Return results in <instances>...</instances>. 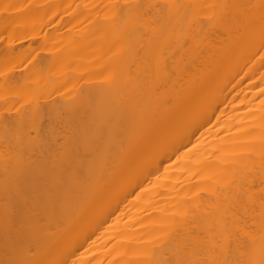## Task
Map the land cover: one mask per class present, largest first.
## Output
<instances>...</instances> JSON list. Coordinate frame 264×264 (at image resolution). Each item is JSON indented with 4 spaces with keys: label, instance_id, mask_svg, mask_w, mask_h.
I'll return each mask as SVG.
<instances>
[{
    "label": "bare ground",
    "instance_id": "obj_1",
    "mask_svg": "<svg viewBox=\"0 0 264 264\" xmlns=\"http://www.w3.org/2000/svg\"><path fill=\"white\" fill-rule=\"evenodd\" d=\"M24 1L0 60L61 40L0 76V264H264V0Z\"/></svg>",
    "mask_w": 264,
    "mask_h": 264
},
{
    "label": "rangeland",
    "instance_id": "obj_2",
    "mask_svg": "<svg viewBox=\"0 0 264 264\" xmlns=\"http://www.w3.org/2000/svg\"><path fill=\"white\" fill-rule=\"evenodd\" d=\"M26 1V0H25ZM25 1L23 2V4L25 3ZM21 2V1H20ZM27 3L26 4H22L23 6H21V7H23L22 9H23V11L22 10H20V9H15V8H12L15 12H16V10H18V11H20V14L18 15V17L19 18H23V19H19L20 20V22H21V20H25L24 19V16H26L27 17V15H24L23 17H21V15H23L24 14V12H25V9L24 8H26V6H29L30 7V9H28L27 11H29L28 13H26V14H28V15H30V10L33 8V3H32V8H31V2H33V0H28V1H26ZM17 4V3H16ZM17 6V5H16ZM18 6H20V5H18ZM15 7V6H14ZM28 7V8H29ZM36 6H34V8H35ZM33 8V9H34ZM69 8V7H68ZM37 9V8H36ZM35 9V10H36ZM35 10H31L32 12L34 11L35 12ZM38 10V9H37ZM36 10V11H37ZM66 10V9H65ZM12 11V10H11ZM14 11H12V13L14 12ZM22 11V12H21ZM63 12H65V11H63ZM16 15V17H17V14H15ZM62 15V14H61ZM61 15H59V16H61ZM64 15H66L65 13H64ZM32 16V15H31ZM58 16V15H57ZM57 16L55 17L56 19H57ZM4 17H7V15L6 16H3L2 17V19L4 18ZM25 17V18H26ZM33 17V16H32ZM31 17V18H32ZM62 17V16H61ZM54 18V19H55ZM60 18V17H59ZM6 19V18H5ZM5 19H4V21H5ZM17 20H18V18H16ZM28 19L29 20H33L34 19V17L32 18V19H30L29 17H28ZM6 20H8V19H6ZM27 20V19H26ZM10 22H11V20H10ZM16 21H14V24L12 23V26H14L15 27V23ZM51 22H53L52 24H54V23H56V20L55 21H51ZM7 23V21H5V22H3L2 20L0 21V45L1 44H3V43H5V42H7V40H8V38L9 39H12L11 41L12 42H14V43H16L17 42V40L19 39V35L20 34H18V31H20V27L19 26H17V30H15V28L13 27V29L14 30H12V28L10 29L9 27V29L7 28L6 29V25H9V24H11V23H9V24H6ZM17 23H19V21L17 22ZM50 23V22H49ZM59 23V20H57V23L56 24H58ZM20 24V23H19ZM19 24H17V25H19ZM49 25H51V24H49ZM49 25H46V26H48L49 27ZM58 25H60V24H58ZM21 26V25H20ZM52 27H53V25H51ZM49 27L50 28V30H48L49 28L48 27H46V29L47 30H45L44 31V33H43V28H42V31H40V32H42L44 35L45 34H47L48 32H49V34H51L54 30H56L57 28H56V26H55V28L56 29H54V28H52V27ZM61 26V25H60ZM64 26V25H63ZM18 27L20 28V29H18ZM58 27V26H57ZM62 27V26H61ZM45 28V27H44ZM52 28V29H51ZM60 30H62V29H64V27L63 28H60V27H58ZM60 30H58L57 32H59V33H61V32H63V31H60ZM46 31H48L47 33H46ZM50 31H51V33H50ZM39 32V35L41 34ZM54 33H55V31H54ZM56 34V33H55ZM42 35V34H41ZM40 35V36H41ZM59 35V34H58ZM21 37L23 36V35H20ZM48 37V38H46L45 40H43V39H39V38H34L33 40H29V41H32V42H30V44H29V46H30V48H28L27 50H25L26 49V45L25 46H23V48H25L24 49V52H26L27 54H26V56L28 57L27 59L25 58V60L24 61H28V64H30V62L32 61V60H34L35 58H37L36 60L38 61V60H43V58L45 59V61H47V63L50 61V59H52L51 58V54H52V57H53V52L52 53H50V48H51V46H52V43L55 41H53L52 40V34L51 35H45V37ZM6 38V39H5ZM55 38H57L56 40L57 41H55V43H57L58 41H60V40H58L59 38H58V36L57 37H55ZM54 38V39H55ZM61 38V37H60ZM1 41H4V42H2L1 43ZM28 41V42H29ZM27 43V42H26ZM61 43V42H60ZM59 43V44H60ZM27 45H28V43H27ZM55 45V44H54ZM57 45V44H56ZM65 45V44H64ZM61 44H60V47L59 48H61ZM55 47V46H54ZM54 47H52V48H54ZM58 47L56 48V49H58ZM55 49V48H54ZM55 49V50H56ZM55 50H54V53H55ZM59 50V49H58ZM23 51V50H22ZM51 51H53V49L51 50ZM15 56H6L5 58H3L2 60H0V76L1 75H3L4 73H6L8 70H10V69H13V70H18L19 68H22V66L24 65V63L25 62H18L17 61V59H15L14 58ZM17 57V56H16ZM33 62V61H32ZM31 62V63H32ZM34 62H35V60H34ZM32 63L31 65H33V64H38L39 62H36V63ZM42 62V61H41ZM21 64H22V66H21ZM26 64V63H25ZM28 64H26V65H28ZM26 65L25 66H23L24 68L26 67ZM30 65V68L31 69H33V70H35L37 67H35L34 65V67H32ZM30 68H28V69H30ZM46 69H44V70H42V71H45ZM22 71H25L23 68H22ZM32 70H30V72H31ZM28 72V71H27ZM42 73H44V72H42ZM70 76L68 75V78H69ZM13 89H14V86H10V85H5V84H0V102H1V100H6V99H9L10 98V100H13L14 101V103H17V105H19L20 107L19 108H21L23 105H24V103H25V100H26V98H27V96H24V93L23 94H21L22 95V97H21V95L20 96H16V95H14V93H13ZM39 93L40 94H37V95H35L34 96V93H33V98L34 99H39V101L42 99V97H44V96H47L48 97V99H52L55 95H56V93H55V90L54 89H52V88H48V90H46V91H43V92H40L39 91ZM19 97V98H18ZM36 97V98H35Z\"/></svg>",
    "mask_w": 264,
    "mask_h": 264
}]
</instances>
